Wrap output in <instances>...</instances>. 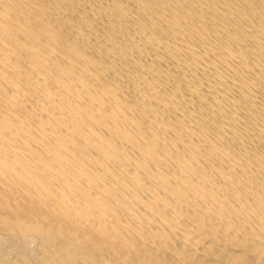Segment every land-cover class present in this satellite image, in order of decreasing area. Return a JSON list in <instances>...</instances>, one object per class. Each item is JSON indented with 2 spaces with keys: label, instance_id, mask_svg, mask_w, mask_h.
<instances>
[{
  "label": "bare ground",
  "instance_id": "1",
  "mask_svg": "<svg viewBox=\"0 0 264 264\" xmlns=\"http://www.w3.org/2000/svg\"><path fill=\"white\" fill-rule=\"evenodd\" d=\"M0 228V264H264V0H0Z\"/></svg>",
  "mask_w": 264,
  "mask_h": 264
},
{
  "label": "rangeland",
  "instance_id": "2",
  "mask_svg": "<svg viewBox=\"0 0 264 264\" xmlns=\"http://www.w3.org/2000/svg\"><path fill=\"white\" fill-rule=\"evenodd\" d=\"M8 234H10V235H8ZM12 233H9V231L8 230H4V229H2V228H0V246H2V247H0V252H3L2 254H7V253H10V251H12V250H14L13 251V253L15 254L16 252H19V251H24V250H30V246L29 247H27L28 245H30L29 244V238H26L25 236H28L29 237V235H27V234H25V235H19V234H15V235H11ZM5 236V237H4ZM13 236V237H12ZM24 236V237H23ZM7 238V239H6ZM21 238H22V240H21ZM10 239V240H9ZM20 239V240H19ZM24 240V242H22ZM206 240H209V238H207ZM28 242V243H27ZM205 242H203L201 245H199V247L201 246V249H200V251H198V253H201V250H204V249H207L208 247V243H206V244H204ZM26 244H27V246H26ZM23 245H25V246H23ZM205 245V246H204ZM4 247H6V248H4ZM23 247H25L24 249H23ZM28 249H27V248ZM23 250H22V249ZM203 248V249H202ZM231 248V249H230ZM241 249V250H240ZM249 248H247V247H241V246H237V245H228L227 247H225V249H223V250H219V252H217L219 255L221 254V257H219V261L218 260H216L215 262L217 263V264H232V262H233V255H230V254H232V253H245V254H248V256L250 257V260H255V258H257L256 257V254H253L252 253V251H249L248 250ZM2 250V251H1ZM5 250V251H4ZM235 250V251H234ZM245 250V251H244ZM9 251V252H8ZM11 255V254H10ZM1 256H3V255H1ZM8 256H9V254H8ZM103 256V257H102ZM25 257V256H24ZM106 257L108 258V256L107 255H102V254H99L98 255V261H97V263L96 264H99V263H102V264H107V263H109V262H107L108 260H110V259H106ZM169 258H173L174 259V257L173 256H171L170 257V255L168 256ZM230 257H232V258H230ZM33 258H35V257H33ZM228 258V259H227ZM224 259V260H223ZM225 259H227V260H225ZM23 260H25V264H27V261H28V264H36L35 263V259H33L32 261H30L28 258H24ZM101 260V261H100ZM106 260V261H105ZM221 260V261H220ZM229 260V261H228ZM264 260V259H263ZM224 261L225 262H227V263H224ZM230 261H231V263H230ZM48 262V261H47ZM215 263V264H216ZM112 264V263H111ZM117 264H123V263H121L119 260L117 261Z\"/></svg>",
  "mask_w": 264,
  "mask_h": 264
}]
</instances>
